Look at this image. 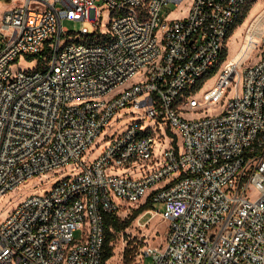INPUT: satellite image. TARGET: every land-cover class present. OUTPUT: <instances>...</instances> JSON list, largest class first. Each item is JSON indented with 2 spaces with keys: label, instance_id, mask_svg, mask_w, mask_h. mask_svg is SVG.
Listing matches in <instances>:
<instances>
[{
  "label": "built area",
  "instance_id": "2783aa9c",
  "mask_svg": "<svg viewBox=\"0 0 264 264\" xmlns=\"http://www.w3.org/2000/svg\"><path fill=\"white\" fill-rule=\"evenodd\" d=\"M5 1L18 4L0 21V204L55 181L0 213V264H102L106 215L164 182L149 199L163 204L165 242L132 264H264V52L237 70L219 114L185 116L225 95L216 84L200 102L198 85L250 0H189L170 20L162 8L188 0ZM104 11L105 33L70 39L62 27L98 26ZM22 56L36 65L14 72ZM163 127L182 149L162 144Z\"/></svg>",
  "mask_w": 264,
  "mask_h": 264
},
{
  "label": "rangeland",
  "instance_id": "374dc122",
  "mask_svg": "<svg viewBox=\"0 0 264 264\" xmlns=\"http://www.w3.org/2000/svg\"><path fill=\"white\" fill-rule=\"evenodd\" d=\"M17 1H0V21L3 14L17 6ZM190 5V1L188 0L185 4L181 6H177L173 3H169L165 5L160 13L162 19L170 20V19H179L183 18L187 15L188 8ZM249 8L250 10L247 12V15L241 24H237L232 31L230 32L227 40H226V60L225 62L219 65V69L216 74H214L211 78L204 80L202 83L201 90L197 94L198 101H204V92L213 90L216 86V79L222 74L224 69L230 67V72L228 74V80L224 85L223 91L217 96L222 95L226 86L228 87L225 95L220 96V102L215 106L207 109H203L198 111L196 114L185 116L188 118L200 117L202 115H217L221 112L223 106L227 102V99L231 95L235 87V73L240 68H244L247 65H251L257 61L261 52H264V25H262L258 32L250 37L248 52L247 55H240V47L244 45L245 41L248 39L249 30L251 25L259 16L263 14L264 16V0H250L245 10ZM245 12V11H244ZM102 22L99 23L98 26H94L90 22H82V21H64L62 23V27L69 31L68 36L70 39L78 38L79 34L85 32L89 35H93L96 32L105 33L108 30L109 22H110V13L109 11H104L102 13ZM65 38V37H64ZM258 44L260 46L258 47ZM256 47H258L256 49ZM232 64V65H231ZM36 65V61L34 59L27 58L22 56L17 62L13 64L14 72L18 70H32ZM230 81V83L228 82ZM215 83V84H214ZM219 85V83H217ZM219 88V86H218ZM217 88V89H218ZM217 91V90H216ZM215 93V92H214ZM126 113V111H122L118 114V118L122 117ZM128 120H123V122L116 128L117 130L122 128ZM163 136L164 143H162L165 147L169 146L171 143V139L174 141L178 138L177 145L180 149L183 148V140L181 136L174 132L173 134L163 127ZM159 135H161L159 133ZM162 136V135H161ZM103 137L101 136L93 145V149L101 143ZM99 152H96L94 156H97ZM52 174H46L40 177L38 180H33L30 182L25 189L21 191V189H16L11 194L6 196L2 203L0 204V213H2V221L8 218L13 210L15 209L17 202L20 199V191L23 195H27L29 193L34 192V185L43 182L47 183L45 189H49L55 181V178L51 177ZM167 185L166 182L155 186L153 190H150L147 195L142 199L140 205L132 206L128 202H121L122 209L118 211L117 216L121 221L130 222V225L124 231L115 235L114 241L111 243V248L113 252V257L107 262V264H132L134 256L140 249H142L146 245L152 246H162L165 242L167 232H168V223L156 212L154 211H163V204L157 203L154 204V209L149 208L145 209L140 214H136L141 207H144L148 204V200L150 196L159 189L164 188ZM149 211H153L149 213ZM83 235V230H79L75 234L76 240H81ZM126 257V258H125ZM142 264H154V260L152 257H147L143 260Z\"/></svg>",
  "mask_w": 264,
  "mask_h": 264
},
{
  "label": "trees",
  "instance_id": "16d2710c",
  "mask_svg": "<svg viewBox=\"0 0 264 264\" xmlns=\"http://www.w3.org/2000/svg\"><path fill=\"white\" fill-rule=\"evenodd\" d=\"M249 10H250L249 8L244 10L245 12L243 13L242 18L238 22V24H241L243 22V20L245 19L247 12ZM226 52L227 51L225 49V52H224V55L222 57L220 64L225 62L226 55H227ZM218 69H219V66L217 68H215L210 74H208L202 80V82L198 85V89H201L202 83L204 82V80L211 78L214 74L217 73ZM149 208L154 209V203L152 202L151 199H149L148 204L144 207H141V209L136 214L138 215L141 212H143L145 209H149ZM105 225H106V238H105L104 254H103V258H102V264H107V262L113 257L111 243L114 241L116 234L124 231L125 229H127L129 227L130 222L121 221L120 218L117 216V214H108L105 217Z\"/></svg>",
  "mask_w": 264,
  "mask_h": 264
},
{
  "label": "bare ground",
  "instance_id": "6f19581e",
  "mask_svg": "<svg viewBox=\"0 0 264 264\" xmlns=\"http://www.w3.org/2000/svg\"><path fill=\"white\" fill-rule=\"evenodd\" d=\"M262 25H264V16H263V14L261 16H259L257 19H255V21L251 25V28H250L249 34H248V39L245 41L244 45L240 47V50H239L240 55H242V56L247 55L249 39H250V37L254 36L258 32V29ZM229 72H230V67H228L227 69H224L222 74L219 76V78L216 79L217 81L215 83L216 84L219 83V88L217 89V91L215 93L212 94V96L216 97L217 94H219V93H221L223 91L224 85L226 84V82L228 80ZM210 94H211V90L204 92V96L205 95H210Z\"/></svg>",
  "mask_w": 264,
  "mask_h": 264
}]
</instances>
